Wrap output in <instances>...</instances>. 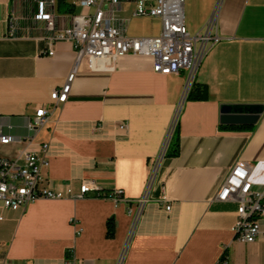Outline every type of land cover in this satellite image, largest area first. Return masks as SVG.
<instances>
[{
  "label": "crops",
  "instance_id": "1",
  "mask_svg": "<svg viewBox=\"0 0 264 264\" xmlns=\"http://www.w3.org/2000/svg\"><path fill=\"white\" fill-rule=\"evenodd\" d=\"M42 1L60 29L85 11L79 0H0V128L21 138L0 144V156L48 144L45 185L79 194L86 180L98 190L38 199L22 211L0 202V264H67L73 257L75 264H264V237L237 240V204L216 199L238 161L251 164L253 188L264 190V112L255 125L221 122L222 106H264V0L222 1L219 40L194 78L196 87L206 86L205 98L185 95V71L162 74L152 58L127 55L83 60L64 103L51 94L65 83L77 52L63 40L54 55L44 53L47 22L35 18ZM217 3L186 0L189 32L202 29ZM135 8L136 0H123L109 13L126 21L130 37L160 35L161 18L137 16ZM42 106L50 110L48 120L31 128ZM171 126L179 154L165 158L152 191L168 201L148 202L133 226L127 201L116 204L109 195L117 188L127 199L143 194L150 161Z\"/></svg>",
  "mask_w": 264,
  "mask_h": 264
},
{
  "label": "built area",
  "instance_id": "2",
  "mask_svg": "<svg viewBox=\"0 0 264 264\" xmlns=\"http://www.w3.org/2000/svg\"><path fill=\"white\" fill-rule=\"evenodd\" d=\"M185 2L186 0H136L135 15L159 17L162 20L161 34L151 37L128 36L126 21H118L109 13L111 6H122L123 0H79L78 3L85 11L73 17L71 26L62 29L57 28L54 11H47L45 1L40 2L35 18L47 22L44 53L54 55L55 44L63 40L72 42L77 52L74 67L65 83L53 90L51 98L56 103L68 100L78 67L83 60L90 58L114 62L127 55L152 58L154 71L162 74L185 71L187 84L184 93L187 95L199 64L219 39V23L217 7L200 31L190 33L186 26ZM91 8H94L93 11ZM16 29L11 25L10 33L14 34ZM49 113L50 110L44 106L38 108L29 126L39 129L47 122ZM175 122L173 120V127ZM172 126L159 154L150 161L143 194L136 199H127L124 190L117 188L109 195L116 204L127 201L128 213L134 218L133 226L140 219L148 202L154 200L165 204L168 201L165 193L153 198L152 191L166 158ZM121 128H125V125ZM16 140L21 138L6 134L0 128V144H10ZM48 166V144H42L38 151L23 149L13 158L0 156V202L4 207L22 211L38 199L84 197L89 192L98 190L93 182L86 180L82 183L79 194H74L70 187L54 189L45 185L44 171ZM251 167L246 161L234 164L216 194L219 201L237 204L238 217L233 227L235 237L247 243L264 237V190L253 188ZM170 208L167 205V209ZM75 263V257L67 262ZM220 263L228 264L226 259Z\"/></svg>",
  "mask_w": 264,
  "mask_h": 264
},
{
  "label": "water",
  "instance_id": "3",
  "mask_svg": "<svg viewBox=\"0 0 264 264\" xmlns=\"http://www.w3.org/2000/svg\"><path fill=\"white\" fill-rule=\"evenodd\" d=\"M263 112V105L222 106L221 122L224 124L255 125Z\"/></svg>",
  "mask_w": 264,
  "mask_h": 264
},
{
  "label": "trees",
  "instance_id": "4",
  "mask_svg": "<svg viewBox=\"0 0 264 264\" xmlns=\"http://www.w3.org/2000/svg\"><path fill=\"white\" fill-rule=\"evenodd\" d=\"M205 93H206V86H198L196 87V82L195 80L192 82L189 93H188V98L189 99H203L205 98ZM179 154V140L178 136L173 135L172 140L170 142V145L168 147L167 153H166V158L175 156ZM116 232V221L114 217H110L107 220V236L112 238L115 236Z\"/></svg>",
  "mask_w": 264,
  "mask_h": 264
},
{
  "label": "bare ground",
  "instance_id": "5",
  "mask_svg": "<svg viewBox=\"0 0 264 264\" xmlns=\"http://www.w3.org/2000/svg\"><path fill=\"white\" fill-rule=\"evenodd\" d=\"M220 1L221 0H218V3H217V5H216V7H215V9L218 7V19H219V10H220ZM186 3V2H185ZM80 5V4H79ZM214 9V10H215ZM214 12V11H213ZM212 15V14H211ZM218 23H219V21H218ZM187 26V25H186ZM218 28H219V26H218ZM189 31V30H188ZM191 33V32H190ZM219 35V34H218ZM219 40V39H218ZM204 59V58H203ZM202 62V61H201ZM201 64V63H200ZM200 64H199V66H200ZM181 72V71H180ZM186 84H187V82H186ZM186 88V87H185ZM171 138V137H170Z\"/></svg>",
  "mask_w": 264,
  "mask_h": 264
},
{
  "label": "rangeland",
  "instance_id": "6",
  "mask_svg": "<svg viewBox=\"0 0 264 264\" xmlns=\"http://www.w3.org/2000/svg\"><path fill=\"white\" fill-rule=\"evenodd\" d=\"M222 1H223V0L220 1V3H219L220 5H221ZM138 27H140V26H139V24H137V23L134 24V25H131V28H134V29H135V28H138Z\"/></svg>",
  "mask_w": 264,
  "mask_h": 264
}]
</instances>
